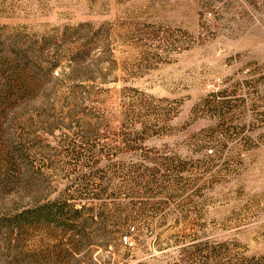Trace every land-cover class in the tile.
Segmentation results:
<instances>
[{"label": "rangeland", "instance_id": "rangeland-1", "mask_svg": "<svg viewBox=\"0 0 264 264\" xmlns=\"http://www.w3.org/2000/svg\"><path fill=\"white\" fill-rule=\"evenodd\" d=\"M0 264H264V0H0Z\"/></svg>", "mask_w": 264, "mask_h": 264}, {"label": "trees", "instance_id": "trees-1", "mask_svg": "<svg viewBox=\"0 0 264 264\" xmlns=\"http://www.w3.org/2000/svg\"><path fill=\"white\" fill-rule=\"evenodd\" d=\"M28 213H30L33 216V218H41L42 217L44 219H47V218H49V215H50V206L48 204H45V205L38 207L37 209H35L33 211H30V212L28 211Z\"/></svg>", "mask_w": 264, "mask_h": 264}, {"label": "built area", "instance_id": "built-area-1", "mask_svg": "<svg viewBox=\"0 0 264 264\" xmlns=\"http://www.w3.org/2000/svg\"><path fill=\"white\" fill-rule=\"evenodd\" d=\"M210 153H212V150H210Z\"/></svg>", "mask_w": 264, "mask_h": 264}]
</instances>
